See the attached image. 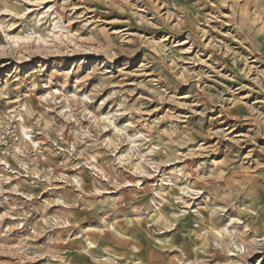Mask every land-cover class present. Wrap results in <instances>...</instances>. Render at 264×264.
Masks as SVG:
<instances>
[{
    "label": "rangeland",
    "instance_id": "1",
    "mask_svg": "<svg viewBox=\"0 0 264 264\" xmlns=\"http://www.w3.org/2000/svg\"><path fill=\"white\" fill-rule=\"evenodd\" d=\"M146 220L264 264V0H0V264H140L92 227Z\"/></svg>",
    "mask_w": 264,
    "mask_h": 264
},
{
    "label": "crops",
    "instance_id": "2",
    "mask_svg": "<svg viewBox=\"0 0 264 264\" xmlns=\"http://www.w3.org/2000/svg\"><path fill=\"white\" fill-rule=\"evenodd\" d=\"M135 225L138 227L136 231L134 230L135 233L128 227H123V230L126 232L124 234L119 230V222L113 225L116 233L112 232L110 228L104 227L102 224H100V227H95L96 225H94L92 228L101 230L100 232L105 236L104 239L99 233L96 239H94V242L100 244L103 240H107L109 244H114L115 242L122 250H133L140 264H168L169 259L175 252L170 251L167 246L163 248L154 246V224L150 220H146L145 223L136 222ZM121 236H126V239L120 238Z\"/></svg>",
    "mask_w": 264,
    "mask_h": 264
}]
</instances>
